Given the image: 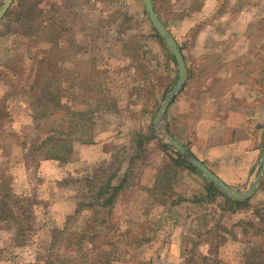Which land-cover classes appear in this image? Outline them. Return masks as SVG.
I'll return each mask as SVG.
<instances>
[{
    "label": "rangeland",
    "instance_id": "obj_1",
    "mask_svg": "<svg viewBox=\"0 0 264 264\" xmlns=\"http://www.w3.org/2000/svg\"><path fill=\"white\" fill-rule=\"evenodd\" d=\"M246 1L230 28L195 0H156L187 66L184 99L176 105V92L159 122L178 65L143 0L12 1L0 17V264H241L246 241L258 237L241 232L238 213L206 221L204 210L222 214L210 182L228 195L163 132L193 155L197 140L179 125L198 129L202 145L222 121L248 120L237 135L248 138L244 149L255 145L264 125V0ZM102 97L105 111L89 120L81 102ZM193 98L199 120L189 118ZM57 140L60 159L49 157ZM182 166L208 187L182 194ZM182 198L200 205L184 207ZM160 201L176 204L175 213Z\"/></svg>",
    "mask_w": 264,
    "mask_h": 264
},
{
    "label": "crops",
    "instance_id": "obj_2",
    "mask_svg": "<svg viewBox=\"0 0 264 264\" xmlns=\"http://www.w3.org/2000/svg\"><path fill=\"white\" fill-rule=\"evenodd\" d=\"M152 2H153L154 9L157 15L159 16L160 20L163 22L162 17L159 14V11L157 10L156 0H152ZM201 2H203V0H195V3H201ZM247 4L248 3L246 0H205L204 3H201V5L199 4V6H200V10H202L201 12H203L206 9V7H209V13L212 15L211 21L213 20V23H215L217 27L219 25L222 27L223 24L228 23L229 24L228 26H230V28H233L234 25L241 22L244 13L248 11ZM181 5H185V0H178L177 6L179 7ZM180 11H183V10L177 9V10H173L172 12L179 15ZM177 17L180 18V15ZM233 18L237 19L236 22H233L235 20ZM163 24L165 25L164 22ZM166 28L168 29L167 26ZM174 38L182 54H184L179 41L177 40L176 37ZM180 91H181L180 94H178L174 100V102L176 101V105H178L181 101V98H180L181 94L184 99L183 91L182 90ZM85 94L90 99L89 97L90 92H85ZM83 99H85V97L82 96V99L80 100H83ZM104 100L105 98L102 97L100 100H98V102L93 101V103H91L92 101L90 102H87V100L82 101L81 102L82 106L80 107L81 113L90 114L89 120H96L97 112L100 109H104L101 107V104L103 103ZM196 101H197V98L192 99V102H191L192 105L190 109L191 111H189V115L193 114L192 117H189L192 120H199V119H196L197 114L193 108ZM66 109H69L71 114L77 115L74 113V111L76 112L78 111L77 108L74 109L68 106L66 107ZM102 111H105V109ZM177 111L178 113H183V110H181L180 108H178ZM177 118H178L177 120H180L179 118H181V116H178ZM241 123H242L241 120L240 122H238V124L232 122V120H228L227 122L222 121L220 135L218 134L215 135V134H212L211 132L208 139L206 138L207 142L203 143L202 145H199L198 143H196L200 141V134H199L198 129L196 128L192 129V126L189 123L179 125L180 128L182 129L181 130L182 133L184 132L185 135L187 134L186 136L189 139L190 137H195L197 140L195 142V139H193L192 142L194 143L190 144L191 145L190 149L193 155L194 156L196 155L198 159L204 162L220 179H222L231 188L237 191L238 189L239 190L242 189L243 192L246 191L249 188V186L254 182L256 175L259 174L260 172V177L255 185L253 192L250 194V196L247 198H243V199H235V200L248 199V202H249L248 207L237 210V211H228V210L222 209L221 207L222 204L220 203L223 200V198H217L215 204L216 206L220 208L218 211L222 214L211 213L210 211L204 210L202 212V215L205 216V219L207 222L220 221L221 223H223V221H225L226 218H229L228 215H234L236 213L240 215L237 222L245 221L247 219L257 220L254 209L256 207H264V187H263L264 167L262 168V170L260 168V164L262 163V160L264 157V125L262 124V127H260L259 129L256 128V133L254 135L255 137L253 139L255 141V145L248 147V149H244V147H246L245 144H247L249 140L248 138H244V140H242L243 138H240L237 134L241 130H246L247 129L246 127L249 125V123H248V120H246V123L243 122L242 125ZM261 123H264L263 120H261ZM226 131L229 136L225 135ZM205 133H207V130ZM232 134H234L233 137H232ZM177 139L178 141L180 140L179 137H176V140ZM78 141L84 142L82 140H78ZM86 144H89V143H86ZM48 161H53V159H49ZM175 178H176L177 184L182 183V186H184V188L183 187L180 188L183 191L182 194L184 195H192L194 193L204 191L206 183H207L206 182L207 180H205V178L202 176V174L198 170L192 167H189V166L188 167H185V166L177 167ZM231 199H234V198H231ZM181 200H186V201H183L182 203L185 205L184 207H187L186 205L192 206V207L193 205H198V206L200 205V203H197L196 200L191 201L186 198H182ZM181 200L179 201L180 203H181ZM164 203L165 202L162 203L160 201L159 203V205L161 206L160 209H162L164 206V209H167V208L169 210L171 209L170 212L172 213L173 211V213H175L177 209L176 204L175 205H172V204L163 205ZM174 216L176 217L177 215H174ZM246 216L248 218H246ZM240 217H243V218H240ZM187 218L189 219L190 215H188Z\"/></svg>",
    "mask_w": 264,
    "mask_h": 264
},
{
    "label": "water",
    "instance_id": "obj_3",
    "mask_svg": "<svg viewBox=\"0 0 264 264\" xmlns=\"http://www.w3.org/2000/svg\"><path fill=\"white\" fill-rule=\"evenodd\" d=\"M13 0H6L4 4L0 8V17L3 15V13L7 10L9 5L12 3ZM146 11L148 13V17L150 21L153 24V27L158 32L160 37L165 41L167 46L170 48L171 52L173 53L177 65H178V79L175 84V86L172 88L170 93L165 97L163 100L159 112L156 117V122L160 121V118L163 116V113L171 101L173 95L181 90L184 81L187 77V67L186 62L184 59V56L175 40L173 35L170 33V31L166 28V26L163 24V22L160 20L159 16L157 15L152 0H143ZM164 136L167 138L168 142L171 143L177 150L180 152L183 156H186L187 159L196 166L209 180H211L213 183H215L219 188H221L229 197L234 199H243L250 196V194L253 192L255 185L260 177L259 174L256 175L254 182L249 186V188L244 191L240 192L233 188H231L229 185H227L222 179H220L204 162H202L200 159H198L196 156H193L190 154L186 148L178 141L176 138H174L171 134L167 132H163ZM264 167V157L262 160V163L260 164V168Z\"/></svg>",
    "mask_w": 264,
    "mask_h": 264
},
{
    "label": "trees",
    "instance_id": "obj_4",
    "mask_svg": "<svg viewBox=\"0 0 264 264\" xmlns=\"http://www.w3.org/2000/svg\"><path fill=\"white\" fill-rule=\"evenodd\" d=\"M154 36L159 37L157 35V33L156 34L154 33ZM38 74H40V73H38ZM63 141L64 140L58 141V142H56L55 145L50 146L48 148L50 151L53 150L56 153L54 155H52V154L49 155V157L59 158V159L62 158V156L58 155V153H59V151H61V149L64 148L63 147L64 144L62 143ZM67 150L68 151L70 150V146L68 148H66V151ZM181 162L184 163L183 160ZM208 184H209V182L206 183L207 187H208ZM210 184H211V182H210ZM210 184H209V188L211 189V193H213V197H215L216 199L217 198H223V200L220 203L224 206L222 209H225L228 211H237V210L244 209V208L249 206L248 199H244V200L231 199L230 197L221 193L217 187L216 188L214 186H213L214 188L211 187ZM107 186H108V188L110 187V188L114 189V186L111 184V182H108ZM206 186H205V188H206ZM116 188H118V186ZM109 202H110V199H109ZM109 202H105L103 205H107ZM227 204H228V206H226ZM254 210H255L254 212H255V215L257 217V220L264 223V207H256ZM239 223L242 226L241 232L243 234H245L247 236L248 234L251 233V234H254L255 236L258 237V240L248 239L246 241L247 247H246V250H243V252H242L241 264H264V228H263V225L256 223L254 221V219L240 221ZM222 228H225V226H222ZM218 236L221 238V240L225 239V236H223V234H219ZM260 236H261V238H260Z\"/></svg>",
    "mask_w": 264,
    "mask_h": 264
}]
</instances>
